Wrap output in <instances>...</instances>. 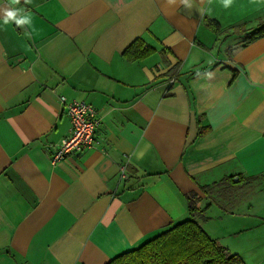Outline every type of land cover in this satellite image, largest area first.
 Here are the masks:
<instances>
[{
    "label": "crops",
    "instance_id": "0c3cea01",
    "mask_svg": "<svg viewBox=\"0 0 264 264\" xmlns=\"http://www.w3.org/2000/svg\"><path fill=\"white\" fill-rule=\"evenodd\" d=\"M190 3L20 0L21 27L0 14V264H106L188 218L192 192L205 232L264 264V37L236 30L264 0ZM137 38L154 51L128 61ZM60 96L100 123L93 148L52 164Z\"/></svg>",
    "mask_w": 264,
    "mask_h": 264
},
{
    "label": "trees",
    "instance_id": "16d2710c",
    "mask_svg": "<svg viewBox=\"0 0 264 264\" xmlns=\"http://www.w3.org/2000/svg\"><path fill=\"white\" fill-rule=\"evenodd\" d=\"M206 24L213 31L219 32L220 25L217 20L207 19ZM236 30L245 43L264 37V15L254 28L246 29L242 24ZM153 51L152 46L137 38L122 55L126 60L134 61L150 55ZM200 200L197 193H189L186 196L188 218L167 227L106 264H244L238 254L232 253L211 238L202 228L198 220L203 218V211L198 206Z\"/></svg>",
    "mask_w": 264,
    "mask_h": 264
},
{
    "label": "built area",
    "instance_id": "2783aa9c",
    "mask_svg": "<svg viewBox=\"0 0 264 264\" xmlns=\"http://www.w3.org/2000/svg\"><path fill=\"white\" fill-rule=\"evenodd\" d=\"M173 81L172 79L171 82ZM60 102L65 105L70 119V129L58 143L50 145L53 148L52 164L70 154L93 148L96 144L95 132L100 123L97 111L87 101L82 99L67 101L65 96H60ZM120 172L121 176L125 177V166H121Z\"/></svg>",
    "mask_w": 264,
    "mask_h": 264
},
{
    "label": "clouds",
    "instance_id": "9594fccd",
    "mask_svg": "<svg viewBox=\"0 0 264 264\" xmlns=\"http://www.w3.org/2000/svg\"><path fill=\"white\" fill-rule=\"evenodd\" d=\"M30 0H25V3H29ZM175 0H169V3H173ZM223 6L228 8L231 6L233 0H221ZM186 7H192L190 0H181ZM20 0H9L5 7L0 8V14H2V24L7 25L9 22H14L16 26L21 27L24 25H31V14L24 11L23 8H17L13 5H19ZM26 35L28 33H25Z\"/></svg>",
    "mask_w": 264,
    "mask_h": 264
}]
</instances>
